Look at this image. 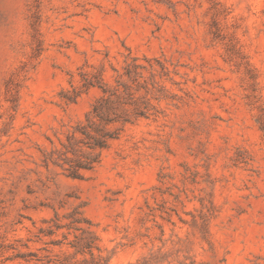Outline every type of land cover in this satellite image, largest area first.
<instances>
[{
  "label": "rangeland",
  "instance_id": "obj_1",
  "mask_svg": "<svg viewBox=\"0 0 264 264\" xmlns=\"http://www.w3.org/2000/svg\"><path fill=\"white\" fill-rule=\"evenodd\" d=\"M132 57L146 116L45 161ZM0 264H264V0H0Z\"/></svg>",
  "mask_w": 264,
  "mask_h": 264
},
{
  "label": "trees",
  "instance_id": "obj_2",
  "mask_svg": "<svg viewBox=\"0 0 264 264\" xmlns=\"http://www.w3.org/2000/svg\"><path fill=\"white\" fill-rule=\"evenodd\" d=\"M137 60V57L131 58V62L125 65L124 72L119 74L115 80L116 84L112 87L106 86L101 80L96 82L89 80L83 84L86 88L97 85L102 94L93 102L84 120L78 122L74 130L67 135L66 141L62 143V149L53 150L45 161L60 163L67 175L78 176L80 169H90L97 161V155L93 154L94 150L97 149L99 154L112 140L120 136L127 123L146 116L144 111L148 100L146 95L135 97L132 87L120 80L124 75L133 83L138 82V78L141 77L138 70L145 69V66L137 63ZM141 87L148 92L146 85ZM55 152L57 156H54ZM67 153L73 156H68Z\"/></svg>",
  "mask_w": 264,
  "mask_h": 264
}]
</instances>
